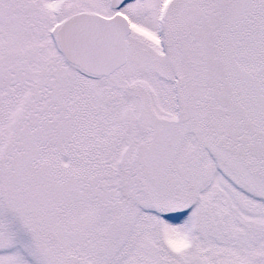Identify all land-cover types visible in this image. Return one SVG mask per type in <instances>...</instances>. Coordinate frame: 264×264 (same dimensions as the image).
Instances as JSON below:
<instances>
[{
	"label": "snow or ice",
	"instance_id": "obj_1",
	"mask_svg": "<svg viewBox=\"0 0 264 264\" xmlns=\"http://www.w3.org/2000/svg\"><path fill=\"white\" fill-rule=\"evenodd\" d=\"M0 264H264V0H0Z\"/></svg>",
	"mask_w": 264,
	"mask_h": 264
}]
</instances>
